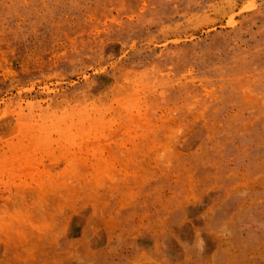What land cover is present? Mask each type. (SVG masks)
I'll list each match as a JSON object with an SVG mask.
<instances>
[{"label":"rangeland","instance_id":"obj_1","mask_svg":"<svg viewBox=\"0 0 264 264\" xmlns=\"http://www.w3.org/2000/svg\"><path fill=\"white\" fill-rule=\"evenodd\" d=\"M0 264H264V0H0Z\"/></svg>","mask_w":264,"mask_h":264}]
</instances>
